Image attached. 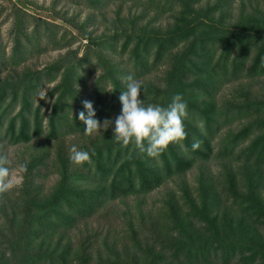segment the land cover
<instances>
[{
    "label": "trees",
    "instance_id": "16d2710c",
    "mask_svg": "<svg viewBox=\"0 0 264 264\" xmlns=\"http://www.w3.org/2000/svg\"><path fill=\"white\" fill-rule=\"evenodd\" d=\"M84 1L100 9L105 0ZM132 1L152 11L153 17L142 24L130 19L132 27L119 26L120 31L98 36L96 47L111 42L105 47L120 53L116 47L123 38L119 55L128 51L120 63L99 52L97 64L102 73L96 78L93 100L81 96L77 85L79 81L85 84L77 67L84 59L92 64L88 54L73 58L64 68L60 60L40 69L25 67L13 85L9 73L0 76V141L17 144L40 136L47 141L79 136L84 138L81 149L92 159L91 164L82 165L72 163L68 154L51 160L48 166L52 168L61 164L59 180L44 194L31 181L35 175L29 170L46 165L33 159L26 167L19 202L1 200L8 190L0 191V264H88L94 256L87 246H74L63 236L70 225L108 201L129 197L144 220L140 198L212 155L222 162L224 174L219 182L223 188L202 173L196 194L189 197L187 183L179 182L185 201L181 204L178 197L164 201L166 208H161V214L148 220V232L141 223L142 228L128 220L131 242L122 251L115 249V243L108 244L107 238L101 240L110 250L109 264H208L219 249L225 261L237 255L242 264H264V91L254 100L256 96L245 82L264 78V8L241 10L235 22L227 23L225 13L217 18L211 13L230 0H217L206 9L197 7L202 0ZM164 13L169 17L164 29L150 24ZM45 23L47 30L56 28V24ZM37 29L31 36L25 33V41L18 37L5 63L16 66L23 61L25 43H38ZM56 33L50 36L52 46L64 42L53 36ZM59 37L64 39V35ZM158 67L162 68L158 82H142V97L145 103L167 105L175 93L182 94L188 105L184 121L187 137L182 142L170 143L158 157H149L132 144L116 142L111 126L106 130L101 127L95 135L85 134V125L78 118L84 110L83 100L93 102L96 118L103 125L106 117L120 112L125 77H143ZM53 81L57 82L33 105L36 93ZM229 83L238 85L233 97L219 102L216 93ZM47 96L52 102L50 109L44 108ZM6 98L19 100L16 112H10L14 102L3 108ZM8 111L11 115L6 121ZM234 122L239 127L234 128ZM195 140L200 143L193 150ZM236 160H240L238 178L233 170ZM223 192L231 195L229 203ZM153 229L157 234L151 238L148 235ZM99 253L98 261H104L105 254Z\"/></svg>",
    "mask_w": 264,
    "mask_h": 264
},
{
    "label": "rangeland",
    "instance_id": "374dc122",
    "mask_svg": "<svg viewBox=\"0 0 264 264\" xmlns=\"http://www.w3.org/2000/svg\"><path fill=\"white\" fill-rule=\"evenodd\" d=\"M216 1L202 0L197 7L202 6L206 9ZM222 4L224 6L214 10L215 13L213 12L211 15L217 18L221 13H225L224 21L227 23L235 22L241 10L252 11L255 7L264 8V0H230L228 4L224 2ZM89 6L84 0H0V76L9 73V80L13 85L17 83L18 77L21 76L25 67L40 69L60 60L62 61V68H64V64L68 63V61L72 63L73 58L83 57L85 54H88L92 64H89L84 59L80 66L77 67V73L83 76L82 80L85 81V84L83 86V83L79 81L77 85L81 91V96L93 100L95 98L94 84L96 78L102 73L101 66L97 64L99 52L102 55L112 56L115 62L120 63L126 60V51H128L126 50L122 55H119L122 53L123 38L119 40L118 46L116 47L120 53H114L105 47V45L110 47L111 42H107L104 47H96L94 43L98 39V36L101 34H112L114 30L120 31L118 29L119 26H121L120 28L123 26V28L127 29L132 27V23L128 22L130 19H135L137 24L145 23L153 17V12L145 10L144 7L139 6L138 3L132 0H105L100 9ZM122 18L124 19L121 20ZM168 20V14L164 13L156 19H152L150 24L158 29H164L168 24ZM45 22L56 24V28L52 31L51 27H49L47 30ZM21 29L24 31V34L20 33L22 31ZM34 29H37L36 34L39 33L38 43L35 40L32 43L29 42V44L25 43V47H23L26 50L25 56L23 61L18 65L11 66L8 62L6 64L4 60L9 58L8 56L11 54V49L18 37L22 41H25V33H27V36H31V32ZM54 31H57V33L53 36L61 42L64 41L60 43L62 45L52 46L51 43L53 40L50 36ZM60 35H64V39L60 38ZM88 70L90 71L87 74ZM161 70V67L155 68L143 77L136 78V80L141 82H158L161 76ZM248 81L246 80L245 82L249 84L250 91L256 96V98L252 99H260L264 91V78H256L252 82ZM55 82L47 83L36 93L35 97H33V105L40 101L41 96L49 88L54 86ZM109 86H111L110 82L107 84V87ZM237 87L238 85L231 83L224 85L216 93L217 100L223 102L233 97V91ZM48 98L49 96H47V100L44 103V108L48 106V109H50L52 102L48 101ZM11 102L15 104L10 109L12 114L18 110L20 102L19 100L12 101V99L6 98L3 108H7ZM10 112L8 111L4 118L6 121L11 115ZM118 113L106 117L105 120L110 119L114 121ZM234 123V128L239 127L238 122ZM5 124L6 122H4ZM107 124L108 122H106L105 126ZM109 126L113 128L114 124H110ZM83 143L84 138L71 135L48 141L43 136H40L34 137L28 142L17 144H10L6 140L0 141V156L6 157V166L9 169L8 176L4 180H0V183L10 185L6 189L8 193H5L4 198L1 200H7L8 204L11 202H19L20 187L27 174L26 167L28 166V162L33 159L41 160L46 166L38 165L31 167L29 171L35 175L31 181L37 183L41 194L49 192L56 181L59 180L58 169L60 170L59 166H61L60 164L52 168L50 165L48 166L50 161L56 160L63 154L69 155L73 145L81 149ZM233 163L235 178H238L240 174L238 170L240 160H236ZM222 167L221 160L212 155L206 162L194 164L180 177H174L162 183L159 187L144 196V198L139 199L141 201L139 205L140 213L145 214L144 220H142V215L136 213L133 197L122 201L115 199L108 201L104 206H100L91 215L76 220L75 224L70 225L63 236L69 237L74 246H78L79 244L87 246L88 252L94 256L93 258L90 257L88 264H109L110 258L107 256V252L109 253L110 250L103 247L101 242L103 238L108 239V244L115 243L114 246L117 251H122L131 242L129 232H127L129 230L126 229V222L128 220H133L134 224L140 228H142V224L146 232H148L150 230L148 220L152 219L151 221H153L156 214H161V208H166L164 201H168L170 198L176 199V197L179 198L181 204L185 201L182 190L178 186L179 182L185 181L187 183L189 197L196 194V185L202 173L205 174V177L212 176V179L217 184L220 183L219 187L222 186L223 188V184L221 185L222 182H219L223 178L222 174H224ZM79 184L84 186L82 183ZM262 186V192H264V184ZM240 189L242 191L245 190L242 185ZM222 194L225 202L229 203L231 201V195H227L225 192ZM125 211L127 212L125 213ZM158 222L161 223L162 221L159 220ZM156 230L153 229V233L150 232V235H147L153 238L157 234L155 233ZM99 247L100 249H97ZM99 251L102 252V255L105 254L102 257L104 261H98L97 254L100 255ZM213 256L208 264H225V262L226 264H242L238 260L237 255H230L225 261L221 249L218 250L217 255ZM172 264H178V262Z\"/></svg>",
    "mask_w": 264,
    "mask_h": 264
},
{
    "label": "clouds",
    "instance_id": "9594fccd",
    "mask_svg": "<svg viewBox=\"0 0 264 264\" xmlns=\"http://www.w3.org/2000/svg\"><path fill=\"white\" fill-rule=\"evenodd\" d=\"M125 81V90H121L119 95L120 112L114 121L106 119L101 125L96 118L93 102L82 101L84 110L79 112L78 118L85 125V134L95 135L100 132L101 127L106 130L110 124H114L112 137L116 142L122 146L132 144L149 157H158L166 151L170 143H180L187 137L184 121L188 116V105L181 93H175L167 105L145 103L142 82L134 79L132 75L125 77ZM199 143L198 140L193 141L192 149H197ZM69 160L76 165L92 162L90 153L76 145L70 149ZM8 174L6 157L0 156V180H4ZM8 187L10 185L7 183H0V191Z\"/></svg>",
    "mask_w": 264,
    "mask_h": 264
}]
</instances>
